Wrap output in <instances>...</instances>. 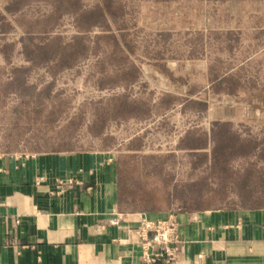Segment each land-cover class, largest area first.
I'll return each mask as SVG.
<instances>
[{
    "label": "rangeland",
    "instance_id": "374dc122",
    "mask_svg": "<svg viewBox=\"0 0 264 264\" xmlns=\"http://www.w3.org/2000/svg\"><path fill=\"white\" fill-rule=\"evenodd\" d=\"M13 1L0 0L1 152H111L127 209H181L204 181L209 191L189 210L264 205V0H119L122 18L85 30L63 7L46 31L32 33L20 19L52 17L57 0ZM113 29L117 45L98 42ZM78 35L89 50L70 66L30 50ZM20 67L29 89L5 90ZM216 120L255 143L230 157L226 177L212 168ZM205 132L204 147L190 148V136ZM215 188L224 201L212 200Z\"/></svg>",
    "mask_w": 264,
    "mask_h": 264
},
{
    "label": "crops",
    "instance_id": "0c3cea01",
    "mask_svg": "<svg viewBox=\"0 0 264 264\" xmlns=\"http://www.w3.org/2000/svg\"><path fill=\"white\" fill-rule=\"evenodd\" d=\"M119 168L105 150L0 151V264H167L145 261L135 230L170 215L175 264H264V205L127 209Z\"/></svg>",
    "mask_w": 264,
    "mask_h": 264
},
{
    "label": "trees",
    "instance_id": "16d2710c",
    "mask_svg": "<svg viewBox=\"0 0 264 264\" xmlns=\"http://www.w3.org/2000/svg\"><path fill=\"white\" fill-rule=\"evenodd\" d=\"M20 0H14V4H18ZM58 10L54 12L52 17L48 19L31 21L25 18H21L20 22L25 25L29 33L35 32L37 30L46 31L49 26L58 18L61 8H73V11L76 14L77 25L81 30L88 29L94 25H106L111 19L118 20L124 15V7L119 0H100L97 1L90 8H82L79 6V0H57ZM61 11V10H60ZM30 41L33 40V36L29 37ZM98 42L101 43L104 40L106 42H112L117 45V33L116 31L110 30L102 33L97 38ZM31 46V43L28 44V47ZM32 52L39 59L53 58L57 60L58 65H72L80 56L86 54L89 50L87 39L84 35L76 36L73 41L69 43H63L61 37L54 36L48 38L45 43H34ZM27 68L20 67L15 70L16 79L11 83H7L5 90H9L11 85L20 87V92H25L29 87L25 83L24 74ZM212 136L216 140L214 151L212 153V163L214 171H221L224 174V177L227 176L229 171V161L230 157L236 153H246L255 143L251 139H242L235 131L232 130L228 122H221L216 120L214 127L212 129ZM209 134L198 133L196 135L190 136V148L199 149L203 148L207 143ZM200 152L198 155L201 160H204L207 156L204 151ZM120 167V164H119ZM120 172V168H119ZM121 178V177H120ZM197 184L193 185L191 190V196L183 200L180 204L181 209H190L191 204L193 203V198L199 194H206L209 187V183L204 181L200 186ZM199 187V188H198ZM209 191V189H208ZM124 190L121 189V179H120V201L122 203V195ZM212 200L214 202L218 199L224 201L227 198V193L224 192L222 188L213 189ZM161 199V198H160ZM193 200V201H191ZM213 207H222L218 205H212ZM224 207V206H223ZM211 208L210 206H205L201 209ZM150 211H158L151 209ZM149 212V211H148Z\"/></svg>",
    "mask_w": 264,
    "mask_h": 264
},
{
    "label": "built area",
    "instance_id": "2783aa9c",
    "mask_svg": "<svg viewBox=\"0 0 264 264\" xmlns=\"http://www.w3.org/2000/svg\"><path fill=\"white\" fill-rule=\"evenodd\" d=\"M135 233L145 261L176 263L180 250L179 224L172 215L165 218L144 216Z\"/></svg>",
    "mask_w": 264,
    "mask_h": 264
}]
</instances>
